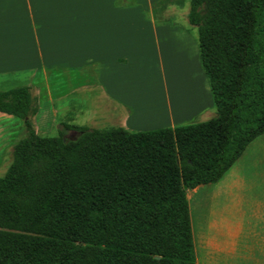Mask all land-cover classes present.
Returning <instances> with one entry per match:
<instances>
[{
  "label": "trees",
  "instance_id": "obj_1",
  "mask_svg": "<svg viewBox=\"0 0 264 264\" xmlns=\"http://www.w3.org/2000/svg\"><path fill=\"white\" fill-rule=\"evenodd\" d=\"M215 115L130 131L61 123L40 135L29 86L0 176V264H195L187 190L215 183L264 134V0H189ZM74 131V139L68 133Z\"/></svg>",
  "mask_w": 264,
  "mask_h": 264
},
{
  "label": "crops",
  "instance_id": "obj_2",
  "mask_svg": "<svg viewBox=\"0 0 264 264\" xmlns=\"http://www.w3.org/2000/svg\"><path fill=\"white\" fill-rule=\"evenodd\" d=\"M152 1L156 2L0 0V72L24 67L42 70L43 73L61 70L69 75L74 71L75 89L84 90L83 94L91 88L98 91L94 96L95 116L105 124L128 130H151L165 127L166 122L174 127L175 121L171 116L165 121L158 115L161 108L152 102L142 80L149 78L152 58L160 57L159 32L164 36L168 31H177V46L186 52L188 61L190 45L179 39L186 38V32L175 24L168 27L164 22L167 19L160 15L165 14L163 10L158 16V21L163 22H156ZM89 69L94 79L82 83L80 79ZM185 79L183 77L186 86ZM203 83L196 89L190 82L184 87V94L179 97H176L177 93L172 95L177 107V125L212 108L209 85ZM7 120L16 119L0 112L2 132L5 130L2 122ZM232 167L218 182L223 183L228 175H232L229 172ZM201 185L192 191L196 192ZM221 218L223 227H218L216 219L213 220L210 226L213 230L205 238L199 233L194 236L192 231L195 264L201 255L205 264H235L231 261L245 262L247 259L243 251L237 253L232 242L236 232L228 223L224 225L226 218L223 215ZM247 260L254 264L263 262L257 257Z\"/></svg>",
  "mask_w": 264,
  "mask_h": 264
},
{
  "label": "rangeland",
  "instance_id": "obj_3",
  "mask_svg": "<svg viewBox=\"0 0 264 264\" xmlns=\"http://www.w3.org/2000/svg\"><path fill=\"white\" fill-rule=\"evenodd\" d=\"M151 5L153 17L157 19V23L163 22L158 21V16L164 11L165 14L160 15L167 19L164 22L168 23V27H173L172 25L175 24L181 31L188 34L190 39L188 36L179 39L190 45V55L188 61L186 52L184 53L181 47L177 46V31L176 33L168 31L164 36L159 32L160 57L156 56L154 60L152 58L149 63V78L142 80L148 95L158 109L161 108L158 115L165 121L171 116L175 126L205 121L215 115L213 104L210 111L192 116L188 118V121L177 125V107L173 100L174 93H177L176 97H179L184 87L186 88L190 82L196 89L200 88L203 82L209 85L201 67L197 27L190 25L187 19L189 0H160V2L156 0L155 3L152 1ZM75 75L74 71L68 75L67 71L43 73L42 70L24 67L0 72V90L29 86L38 105L33 125L35 130L43 136L57 135L62 127L61 123L64 122L91 128L112 127L95 116L94 96L98 94V91L91 88L83 94L84 90L75 89L73 85ZM183 77L187 79H185L186 86L183 84ZM93 79L92 71L89 69L80 81L89 83ZM15 119L2 122L5 124L3 132L0 128V176L5 173L10 163L12 143L23 134L21 120L17 117ZM166 123H164L165 127H170ZM68 135L74 137L76 132L71 131ZM229 172L232 175H228L223 183L217 181L202 184L196 192L189 189L187 198L192 231L194 236L195 233H199L205 238L213 230V228L210 229L213 220L216 219L218 227L220 225L223 227L221 218L223 215L226 218L224 225L228 223L234 229L233 232H236L232 242L237 253L243 251L247 259L261 258L264 264V134L257 136L247 145ZM218 185L220 188H217ZM202 250L204 253L205 249ZM235 255L238 254L235 253ZM247 259L245 262L241 260L237 262V259L231 262L254 264ZM205 262L204 256L198 257L197 264H205Z\"/></svg>",
  "mask_w": 264,
  "mask_h": 264
},
{
  "label": "flooded vegetation",
  "instance_id": "obj_4",
  "mask_svg": "<svg viewBox=\"0 0 264 264\" xmlns=\"http://www.w3.org/2000/svg\"><path fill=\"white\" fill-rule=\"evenodd\" d=\"M68 137L70 138V137H73V136H71V135H68Z\"/></svg>",
  "mask_w": 264,
  "mask_h": 264
},
{
  "label": "water",
  "instance_id": "obj_5",
  "mask_svg": "<svg viewBox=\"0 0 264 264\" xmlns=\"http://www.w3.org/2000/svg\"><path fill=\"white\" fill-rule=\"evenodd\" d=\"M70 139H74V137H70Z\"/></svg>",
  "mask_w": 264,
  "mask_h": 264
}]
</instances>
